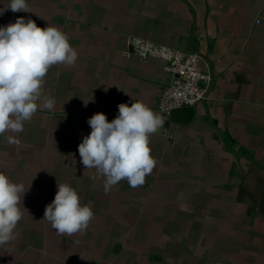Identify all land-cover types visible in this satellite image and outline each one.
<instances>
[{
  "label": "crops",
  "instance_id": "crops-1",
  "mask_svg": "<svg viewBox=\"0 0 264 264\" xmlns=\"http://www.w3.org/2000/svg\"><path fill=\"white\" fill-rule=\"evenodd\" d=\"M27 3L30 12L8 10L0 26L18 17L53 25L79 55L50 68L43 91L54 108L12 134L20 146L0 135V172L27 189L0 264H264V0ZM136 36L201 54L207 98L189 123L158 111L171 77L133 51ZM136 101L162 120L149 138L157 165L142 186L122 180L106 193L78 145L91 116L111 122L120 103ZM58 183L91 207L83 233L61 235L43 220Z\"/></svg>",
  "mask_w": 264,
  "mask_h": 264
},
{
  "label": "clouds",
  "instance_id": "clouds-1",
  "mask_svg": "<svg viewBox=\"0 0 264 264\" xmlns=\"http://www.w3.org/2000/svg\"><path fill=\"white\" fill-rule=\"evenodd\" d=\"M8 10L30 12V7L27 0H7L0 15ZM78 55L69 37L53 25L41 28L33 19L18 17L14 23L0 26V135L9 133L5 137L9 145L20 146L21 140L12 134L23 132L24 123L38 108H54L55 100L43 91L50 68L74 66ZM87 123L91 132L83 137L78 152L85 170L96 169L92 179L102 177L106 193L122 180L131 188L142 186L157 165L149 138L162 125L161 118L136 101L130 106L120 103L111 122L103 112H97ZM26 191L22 183L0 172V247L16 239L15 230L27 211L22 206ZM93 217L91 207L81 204L72 186L58 183L43 220L58 234L73 235L86 231Z\"/></svg>",
  "mask_w": 264,
  "mask_h": 264
},
{
  "label": "built area",
  "instance_id": "built-area-1",
  "mask_svg": "<svg viewBox=\"0 0 264 264\" xmlns=\"http://www.w3.org/2000/svg\"><path fill=\"white\" fill-rule=\"evenodd\" d=\"M130 45L142 61L160 60L164 71L171 77L158 103L162 116L169 117L174 109L195 107L206 100L205 85L209 77L202 70L200 53L186 52L138 36L130 39Z\"/></svg>",
  "mask_w": 264,
  "mask_h": 264
},
{
  "label": "water",
  "instance_id": "water-1",
  "mask_svg": "<svg viewBox=\"0 0 264 264\" xmlns=\"http://www.w3.org/2000/svg\"><path fill=\"white\" fill-rule=\"evenodd\" d=\"M195 107H183L171 112V119L182 123H189L194 116Z\"/></svg>",
  "mask_w": 264,
  "mask_h": 264
}]
</instances>
